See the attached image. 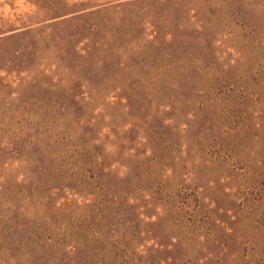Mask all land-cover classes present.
Returning a JSON list of instances; mask_svg holds the SVG:
<instances>
[{"label":"rangeland","instance_id":"rangeland-1","mask_svg":"<svg viewBox=\"0 0 264 264\" xmlns=\"http://www.w3.org/2000/svg\"><path fill=\"white\" fill-rule=\"evenodd\" d=\"M0 264H264V0H0Z\"/></svg>","mask_w":264,"mask_h":264}]
</instances>
